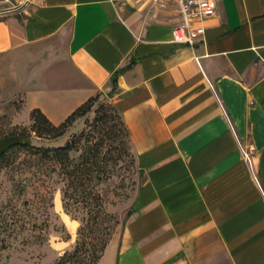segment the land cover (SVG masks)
<instances>
[{"label": "crops", "instance_id": "crops-1", "mask_svg": "<svg viewBox=\"0 0 264 264\" xmlns=\"http://www.w3.org/2000/svg\"><path fill=\"white\" fill-rule=\"evenodd\" d=\"M178 20L148 0H0V57L28 110L58 124L101 92L128 130L141 181L95 264H264V0H216L193 45Z\"/></svg>", "mask_w": 264, "mask_h": 264}, {"label": "rangeland", "instance_id": "rangeland-1", "mask_svg": "<svg viewBox=\"0 0 264 264\" xmlns=\"http://www.w3.org/2000/svg\"><path fill=\"white\" fill-rule=\"evenodd\" d=\"M16 4L6 2L2 7ZM14 69V55L0 57V138L25 129L35 146H59L70 139L76 145L69 152V165L22 148L10 150L0 162V264H58L77 243L81 246L77 255L65 256L60 264H94L91 252L99 255L100 243L106 245L119 234L141 181L135 153L104 93L92 95L96 98L90 111L61 137L35 136L29 129L31 100L25 105L24 95L15 91ZM90 149V158L98 149L97 157L84 163ZM72 165L89 169L81 185L66 174ZM64 216L74 222V229Z\"/></svg>", "mask_w": 264, "mask_h": 264}, {"label": "trees", "instance_id": "trees-1", "mask_svg": "<svg viewBox=\"0 0 264 264\" xmlns=\"http://www.w3.org/2000/svg\"><path fill=\"white\" fill-rule=\"evenodd\" d=\"M112 81H115V77L112 78ZM101 93V92H98ZM96 95L94 96H89L85 101H83L80 105H78L74 110H72L61 122H59L58 124H54L50 121V119L37 107H34L30 110L29 112V116L31 119V125H30V131L34 132L35 136L37 137H45V138H57V137H61L66 129L79 117L84 116L88 111H90L92 105H93V100H95ZM114 111L118 114L119 119H120V124L123 126L124 130H125V134L127 136V139L130 143V139H129V133L128 130L121 118L120 113L117 111L116 107L112 104ZM105 134L107 135V131L105 132ZM13 135V134H12ZM16 135H20L24 138V142L22 144H16L13 145L12 147H10L9 149H7L5 152H3L0 155V162L2 160L5 161L7 154L10 150H14L16 148H22L25 149V151L28 154L31 155H39L42 158H53L56 159L58 161H63V163H67V165H69V163H71L70 158H69V152L73 149H75V145H76V141L74 139H70V140H66L64 142V144L59 145V146H46V147H41V146H35L33 144H31L29 142V132H25V129L23 130V132H20L19 134ZM131 145V144H130ZM132 147V146H131ZM90 150H87V152L84 154L86 155L85 157V161L86 162H90L91 159H95L97 157V153H98V149H93V153H91L92 157L90 158L89 154ZM93 163V161H92ZM65 165V164H64ZM87 169V168H86ZM87 172H89L87 170L84 169H80V167L78 165H72V168L70 170H66V174L68 175V177H70L72 180L71 182L73 183V181H76L78 184H82V177L84 175H87ZM65 195V193H64ZM84 226H82L79 230V235L83 234V228ZM81 239V238H80ZM105 242L102 241L99 245L100 254L99 255H95V251L91 252V258L94 262V264L96 263L97 259L99 258V256L101 255L103 249H104V245ZM83 245V243H82ZM80 243H77L72 251V253H67L65 255H63L59 260H58V264L62 263L65 259V256H68L69 258L75 257L78 253V251L80 250Z\"/></svg>", "mask_w": 264, "mask_h": 264}, {"label": "built area", "instance_id": "built-area-1", "mask_svg": "<svg viewBox=\"0 0 264 264\" xmlns=\"http://www.w3.org/2000/svg\"><path fill=\"white\" fill-rule=\"evenodd\" d=\"M150 10L167 11L179 20L172 26V40L193 45L204 33L203 21L214 15L216 0H148ZM244 152V150H242ZM247 156V153L244 152Z\"/></svg>", "mask_w": 264, "mask_h": 264}, {"label": "water", "instance_id": "water-1", "mask_svg": "<svg viewBox=\"0 0 264 264\" xmlns=\"http://www.w3.org/2000/svg\"><path fill=\"white\" fill-rule=\"evenodd\" d=\"M23 142L24 138L16 134L7 135L0 138V155L13 145L22 144Z\"/></svg>", "mask_w": 264, "mask_h": 264}]
</instances>
